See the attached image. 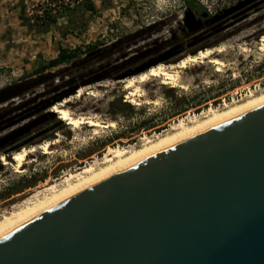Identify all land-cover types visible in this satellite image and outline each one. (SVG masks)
<instances>
[{
    "label": "rangeland",
    "instance_id": "374dc122",
    "mask_svg": "<svg viewBox=\"0 0 264 264\" xmlns=\"http://www.w3.org/2000/svg\"><path fill=\"white\" fill-rule=\"evenodd\" d=\"M58 1L66 5L52 14ZM195 1L210 16L235 5L234 11L239 10L232 11L236 19L223 26L230 25L217 42L206 47L222 48L210 56L219 60L218 70L207 58L180 70L175 87L151 78L138 85L141 96L134 97V104L127 99L125 83L138 75L119 81L114 77L145 62L139 56L153 43H165L177 33L184 0H0V90L65 67L68 62L48 66L60 50H75L77 58H83L90 48L102 51L117 39L162 22L158 29L101 59L98 67L133 63L111 78L74 85L68 72L61 73L0 104V122L39 110L0 133L1 139L39 120L0 149V218L102 165L112 158L107 156L109 149L138 147L169 132L179 120L195 119L205 109H221L264 91V0ZM88 3L94 12L85 9ZM119 98L129 107L110 109L109 104ZM46 102L50 106L41 110ZM53 107L95 124L69 125L59 120ZM44 143H49L46 153L41 149ZM22 149L33 151L17 167L12 155Z\"/></svg>",
    "mask_w": 264,
    "mask_h": 264
},
{
    "label": "water",
    "instance_id": "95a60500",
    "mask_svg": "<svg viewBox=\"0 0 264 264\" xmlns=\"http://www.w3.org/2000/svg\"><path fill=\"white\" fill-rule=\"evenodd\" d=\"M153 26L89 54L103 59ZM43 78L3 88L0 104ZM38 111L0 122V133ZM38 121L1 138L0 149ZM0 264H264V98L92 179L4 231Z\"/></svg>",
    "mask_w": 264,
    "mask_h": 264
},
{
    "label": "bare ground",
    "instance_id": "6f19581e",
    "mask_svg": "<svg viewBox=\"0 0 264 264\" xmlns=\"http://www.w3.org/2000/svg\"><path fill=\"white\" fill-rule=\"evenodd\" d=\"M261 42L264 46V35L261 37ZM221 51L222 48L205 49L203 51H199L193 56H187L174 64L163 65L159 63L155 66L150 67L146 71L138 74L137 77L127 79L125 83V89L129 90V95L127 96L128 101L137 104L133 101V99L134 97L141 96V91L138 85L146 83L151 78H159L162 85L171 84V87H175L177 80L180 77V70L187 68V65L190 63H194L201 59L210 58V56L214 53H221ZM209 61L214 64L216 66V70H218V67L220 65L219 60L215 58H210ZM263 98L264 91L258 94H251L246 99L242 101H237L221 109L208 108L201 112L200 116L195 119H188L186 121L179 120L177 124L170 128L169 132L162 133L161 135H156L152 140H148L138 147L130 149L128 148V150L123 151L116 148L109 149L107 156L112 158H108L102 165L98 166L93 170L91 169V171L87 173L80 174L74 181H69L66 184L62 185L60 188H50L49 191L43 194L42 197L34 198L32 201L26 203L24 206L12 210L6 215H3L0 218V234L15 226L19 222L31 217L32 215L38 213L46 207L54 204L69 191L88 183L92 179L101 177L102 175L110 172L111 170H114L115 168H118L131 160H134L138 156L157 146L163 145L180 136L190 133L227 113H230L240 107L252 104ZM51 111L58 115L60 121H65L69 125H76L82 122H86L90 126L95 124L92 123V121L84 120L83 118L73 119L70 117V114L67 112V110H64L62 108L58 109L56 107H53ZM48 144L44 143L43 145H41V149L44 151V153L48 152ZM32 151V149H22L21 151L16 152L12 155V160L16 161L17 167H19L23 162L25 156L31 153Z\"/></svg>",
    "mask_w": 264,
    "mask_h": 264
},
{
    "label": "flooded vegetation",
    "instance_id": "af4514ba",
    "mask_svg": "<svg viewBox=\"0 0 264 264\" xmlns=\"http://www.w3.org/2000/svg\"><path fill=\"white\" fill-rule=\"evenodd\" d=\"M183 4L184 13L186 10H190L193 17L185 18L183 15L177 33H174L167 43H153L148 49L147 55L140 56L142 61L155 60L160 55L166 54L169 58L162 63L176 62L181 60L180 58L186 53L194 54L204 50L206 47L214 45L221 32L230 27L229 25L223 28L224 25L236 19L232 15L236 5L224 10L227 12L221 11L210 16L203 11L195 0H184ZM238 11L236 10L234 13ZM161 23H151L150 25L154 26L150 32L158 29L162 25Z\"/></svg>",
    "mask_w": 264,
    "mask_h": 264
},
{
    "label": "trees",
    "instance_id": "16d2710c",
    "mask_svg": "<svg viewBox=\"0 0 264 264\" xmlns=\"http://www.w3.org/2000/svg\"><path fill=\"white\" fill-rule=\"evenodd\" d=\"M84 7L87 11L91 13L95 11V8L92 4L88 3ZM91 49L92 48L88 50L87 54L83 58H77V52L75 50L69 51V52L60 50L57 54V57L49 61L48 66L55 68L65 62H68V64L63 68L57 69L53 73L40 75V76H44L43 80L41 81V84H43L46 80H48L51 77H56L59 74L66 73V72L70 74L72 78V83L74 85H78L79 82L82 84L94 83L96 81H101L104 79L111 78L113 75L121 72L122 70H124L125 68L133 64L131 63V61H128V62L119 64L117 66L115 65L107 66L106 65L107 68H105V66L98 67L99 63H101L103 60L98 58L97 53L89 54L93 52ZM146 55L147 53L143 54V56H146ZM140 56L139 58H141ZM139 58H134V59L137 60ZM114 106L116 107L117 111H122L125 107H129V104L126 101H122L121 98H119L115 101H112L109 104L110 109H113Z\"/></svg>",
    "mask_w": 264,
    "mask_h": 264
},
{
    "label": "built area",
    "instance_id": "2783aa9c",
    "mask_svg": "<svg viewBox=\"0 0 264 264\" xmlns=\"http://www.w3.org/2000/svg\"><path fill=\"white\" fill-rule=\"evenodd\" d=\"M67 1V0H65ZM63 5H66V2L58 1V5L52 9L51 13L54 14L57 10H60Z\"/></svg>",
    "mask_w": 264,
    "mask_h": 264
}]
</instances>
